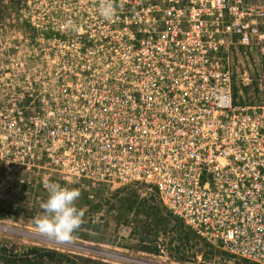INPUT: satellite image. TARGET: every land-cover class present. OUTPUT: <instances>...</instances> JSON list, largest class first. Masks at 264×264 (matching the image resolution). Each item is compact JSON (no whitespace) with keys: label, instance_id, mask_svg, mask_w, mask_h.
Listing matches in <instances>:
<instances>
[{"label":"built area","instance_id":"built-area-1","mask_svg":"<svg viewBox=\"0 0 264 264\" xmlns=\"http://www.w3.org/2000/svg\"><path fill=\"white\" fill-rule=\"evenodd\" d=\"M94 1L97 37H65L12 103L19 152L44 145L68 182L148 185L196 239L264 264V75L254 100L235 91L247 52L264 62V0Z\"/></svg>","mask_w":264,"mask_h":264},{"label":"rangeland","instance_id":"rangeland-1","mask_svg":"<svg viewBox=\"0 0 264 264\" xmlns=\"http://www.w3.org/2000/svg\"><path fill=\"white\" fill-rule=\"evenodd\" d=\"M99 16L94 0H0V250L22 253L34 246L61 253L44 264H253L189 234L148 185L68 182L62 172L42 166L44 145L19 152L12 103L20 87L34 76L45 79L47 68L62 60L65 37H97ZM246 55L235 87L241 99L254 100L264 62ZM243 67L253 82L243 84ZM53 183L80 191L76 205L84 215L68 239L45 235L35 223Z\"/></svg>","mask_w":264,"mask_h":264},{"label":"clouds","instance_id":"clouds-1","mask_svg":"<svg viewBox=\"0 0 264 264\" xmlns=\"http://www.w3.org/2000/svg\"><path fill=\"white\" fill-rule=\"evenodd\" d=\"M113 12L111 3L105 4L101 9V14L106 19L111 18ZM46 187L48 196L40 206L43 213L36 218V226L45 235L68 239L82 223L84 214L76 205L80 191L77 188L62 187L55 183Z\"/></svg>","mask_w":264,"mask_h":264},{"label":"trees","instance_id":"trees-1","mask_svg":"<svg viewBox=\"0 0 264 264\" xmlns=\"http://www.w3.org/2000/svg\"><path fill=\"white\" fill-rule=\"evenodd\" d=\"M235 91L238 90L235 87ZM147 252H157L158 248L144 246ZM3 248L0 250V264H44L45 261H53L56 255H61L58 251L44 247H29L26 251L14 252Z\"/></svg>","mask_w":264,"mask_h":264}]
</instances>
